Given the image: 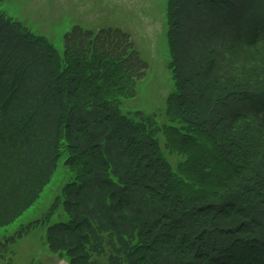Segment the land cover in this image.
<instances>
[{"label":"trees","instance_id":"trees-1","mask_svg":"<svg viewBox=\"0 0 264 264\" xmlns=\"http://www.w3.org/2000/svg\"><path fill=\"white\" fill-rule=\"evenodd\" d=\"M258 1L168 0L173 91L160 126L120 111L147 72L128 34L74 26L58 53L0 13V227L64 155L71 180L48 215L65 221L46 242L67 264H264Z\"/></svg>","mask_w":264,"mask_h":264},{"label":"rangeland","instance_id":"rangeland-1","mask_svg":"<svg viewBox=\"0 0 264 264\" xmlns=\"http://www.w3.org/2000/svg\"><path fill=\"white\" fill-rule=\"evenodd\" d=\"M168 0H4L0 13L20 23L31 34L44 38L62 52L63 36L73 26L86 30L116 28L127 33L147 64L144 79L136 84L135 97L121 102L123 116L132 118L140 113L144 121L166 125V99L173 91L168 68L166 42V5ZM257 5L263 2L256 0ZM157 142L170 166L179 159L166 155L161 132ZM6 174L7 172H3ZM71 180L60 155L50 181L42 188L37 200L10 225L0 228V243L12 238L30 225L21 238L10 242L0 251V264H67L65 259L49 252L46 237L50 226L63 223L61 211L48 215L53 200ZM5 190L3 187H1Z\"/></svg>","mask_w":264,"mask_h":264}]
</instances>
